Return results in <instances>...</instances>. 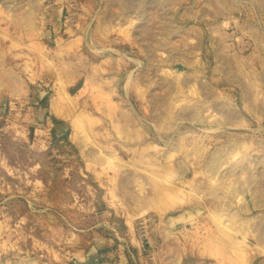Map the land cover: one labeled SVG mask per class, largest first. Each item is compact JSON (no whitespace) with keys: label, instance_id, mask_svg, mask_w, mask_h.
Listing matches in <instances>:
<instances>
[{"label":"rangeland","instance_id":"rangeland-1","mask_svg":"<svg viewBox=\"0 0 264 264\" xmlns=\"http://www.w3.org/2000/svg\"><path fill=\"white\" fill-rule=\"evenodd\" d=\"M0 264H264V0H0Z\"/></svg>","mask_w":264,"mask_h":264}]
</instances>
